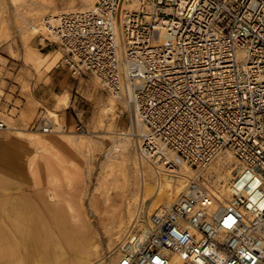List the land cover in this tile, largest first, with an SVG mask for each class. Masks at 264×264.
Returning a JSON list of instances; mask_svg holds the SVG:
<instances>
[{"label": "built area", "instance_id": "built-area-1", "mask_svg": "<svg viewBox=\"0 0 264 264\" xmlns=\"http://www.w3.org/2000/svg\"><path fill=\"white\" fill-rule=\"evenodd\" d=\"M47 16L41 38L59 44L61 65L133 106L140 151L195 170L143 239L133 225L114 264H264V0H95ZM227 148L224 202L200 172Z\"/></svg>", "mask_w": 264, "mask_h": 264}, {"label": "rangeland", "instance_id": "rangeland-1", "mask_svg": "<svg viewBox=\"0 0 264 264\" xmlns=\"http://www.w3.org/2000/svg\"><path fill=\"white\" fill-rule=\"evenodd\" d=\"M41 1L43 0H0V24L1 22L7 23L6 32L8 35L6 39L0 41V115L11 127L21 128L25 137L40 134L49 139L58 135V130L55 128L49 132H44L41 126L43 123H48L49 111L51 109L56 110L54 109L55 106H58L57 103L55 105L56 99L58 101L60 97H64L65 102L62 105H67L58 109L56 123L64 124L65 131L73 132L74 135L84 134L81 136L83 141H75L76 143L67 141L66 144L59 146L67 166L73 170V173L69 174V178L60 173L58 179H53L44 168L41 171L42 182L38 184L35 181L37 178H34L30 173L29 168L32 164L26 158L37 151L40 145L33 144L29 140L32 149H29L25 144L26 152L21 161L26 175L30 176V180L25 181L20 176L26 182L24 183L21 180L13 181L15 178L12 179L8 175L2 176L0 179V196L6 194L13 197L19 193H24L26 197L37 204L36 211L42 217L40 224L47 229V234L52 238L51 240L59 241L57 224L45 208L44 202L50 193L55 192L54 199L49 201L67 213L69 212L68 202L73 205L76 213L82 209L91 231L100 237L99 252L93 256L94 262L90 264H111V258L118 253V248L131 233L136 221L133 220L134 215L128 218L127 213L122 212L125 211L128 201L132 200L136 188V170L133 157L141 154L134 134L136 132L135 126L131 124L132 127H129V116L131 115L132 119V113H130V108L126 103L115 97L116 99H113L116 103L117 113L108 110L106 115L103 113L99 119H96L97 109L100 111L102 107L107 105L108 97H112V93L104 88L92 74L87 72L73 75L67 68L63 67L60 63L63 50L57 42L50 39L43 40L41 38L43 34L40 32L33 35L25 34L26 27L23 16L35 18V23L44 29L43 19L46 15L49 17V13L60 12L66 7L76 9L83 5L82 0H44L52 6L50 9V7L42 6ZM48 51H52L50 58ZM52 58L53 62L49 68V62ZM67 91L69 98L71 96L75 98L73 104L69 102ZM41 96L44 99H40ZM82 107L84 110L81 112ZM79 119L84 130L76 127ZM124 132L126 133L124 134ZM1 133H3L2 138L7 140L12 134L9 130ZM124 135H128L125 141L129 142L128 146L132 149L131 158L128 160L123 159L119 152L120 145L117 144L122 141ZM114 139H116L117 149H113L114 151L108 155L107 151L112 148ZM227 150L228 148L223 149L200 172L201 179L210 188L215 187L214 182L218 172L232 162L234 165L237 164L234 155L229 158L231 159L230 162L222 163L220 159L224 158L226 161ZM143 158L147 159L144 156ZM2 169L8 170V165ZM107 191L108 193H105ZM120 202H123L122 207ZM134 212L136 214V210ZM122 216L123 221L121 222ZM111 225L114 228L123 225L125 229L110 233L108 229L111 228ZM74 240L75 245L79 247L81 239L75 237ZM99 257L103 261L99 260ZM77 260L80 258L75 256V261ZM46 264H61V261L53 259Z\"/></svg>", "mask_w": 264, "mask_h": 264}, {"label": "bare ground", "instance_id": "bare-ground-1", "mask_svg": "<svg viewBox=\"0 0 264 264\" xmlns=\"http://www.w3.org/2000/svg\"><path fill=\"white\" fill-rule=\"evenodd\" d=\"M82 1H83V5L81 7H78V8L92 6L94 4L95 0H82ZM41 2H42L41 3L42 6L50 7V9H52V6L50 4H47L46 1L44 2V0H43ZM71 6L73 7V5H70V7ZM46 9H48V8H46ZM73 9H75V8L68 9L66 7V8L62 9L60 12H51V13H49V17L47 16L48 18L46 19V21H50L52 23H55L56 20L58 19V15L60 13L70 11ZM22 18L25 21V27H26V33L25 34L33 35L37 32L41 33V32L45 31V29H43V27L39 26L38 23H35V21H36L35 18H32V17L29 18V17H27V15L23 16ZM24 21H23V23H24ZM47 28H49V27H47ZM6 30H7V23L1 22V24H0V41L6 39L8 37ZM96 80L99 81L97 78H96ZM115 97L116 96L114 94H112V97L111 96L108 97L107 105L106 106L103 105L104 107H102V109H100V111L97 109V111L95 113L96 119H99V116L103 115V113H105V115H106L108 110L112 111L113 113L116 112V103L114 102V99H113ZM64 102H65V98L60 97L59 100L57 101V105L60 106V105L64 104ZM126 105L130 108V113H132V125L135 126L136 131H138V132L143 131V128L140 126L139 121L135 118L133 106L127 102H126ZM120 111H121V109H120ZM49 112L50 113L47 115V122L50 124L51 130H54L56 128V130H58L59 134L54 136V137H50L49 139L42 137L40 134L28 136V139L31 140L33 142V144L35 143L37 145H40V148L37 151H35L33 154H30L26 158L32 164L31 167L29 168L30 173L32 174V176L34 178H37L35 181L38 184L40 182H42L41 171L44 168L47 170L48 174L51 175V177L53 179H58L60 173H62V175L66 176L68 178L70 177L69 174L73 173V170H71L67 166L66 159H64L62 157V155L60 153L59 146L66 144L67 141L82 142L83 140L81 139L82 138L81 136H84V134L83 135H74V134H72L73 132L71 133L70 131H65L66 129L64 128V124H57L56 123V119H57L56 115L58 114L57 111L51 109ZM2 118H3V120H5L4 117H2ZM111 120H110V122H111ZM5 122H6L7 127L4 130H1L0 132H5V131L9 130L12 132V134L9 137L10 139H8V140L1 137V140L3 143H0V167L2 169V168H5L6 165H8V168H9L8 170L11 171L12 174H14V173L20 174V176H22L25 179V181H29L30 176L26 175L24 166H22V169L20 171H18L15 169V168H17V165H14L15 162H13L12 160L3 156V153L14 154L18 149L21 150V149L26 148V145L24 143L23 130L17 126L11 127L7 123L6 120H5ZM44 122H46V121H44ZM99 122H101V121H99ZM61 130H64V131H61ZM125 133L126 132H124V134ZM127 137H128V135L127 136L124 135V137L122 136V141L120 143H117L118 145H120L119 152L123 156L124 160L130 159L131 155H132L131 154L132 149H130V147L128 146L129 142L125 141ZM115 140L116 139H114L112 148H109L107 151L108 155H110L115 149H117V146H116L117 144L115 143ZM136 140H137V138H136ZM77 145H79V144H77ZM82 146H84V145H82ZM79 147H80V145H79ZM15 148H18V149L14 151ZM171 155H172L171 151L168 150L166 153V158H170ZM143 156L147 159H144ZM231 156H233V154L228 149L227 150V156L225 157L226 161L224 158L223 159L221 158L220 160L224 164L227 161L231 160V159H229ZM158 158L159 157L152 159L149 156H145L142 152H141V154L136 155V157L135 156L133 157V162L135 164V170H136V182H135L136 188H135V192L133 193L134 195H133L132 200L128 201V203L126 204L125 211H122V212L127 213L128 218H131V216L134 215L133 220H136L135 223H137V224L141 223L142 225H144L143 230L139 234V240L143 239L147 235L148 229L146 227V223L148 221L150 214L154 211L161 210V208L164 205H169L170 203H172L178 197L180 192L182 191L183 186L185 184L187 174L194 173V168L190 167L189 165H187L185 163L178 166L179 169H176L178 167L170 168V167L166 166L165 164H163L162 162L159 163L157 161ZM232 163H230L228 166L224 167L222 171L217 173L216 178H215V182H214L215 185L213 184L215 187L210 188L208 186L210 188V190L212 191V193L224 202H226L225 196H227V191H226L227 190L226 189L227 181L234 174V172H235L234 169H236V165H234ZM27 165H28V162H27ZM49 182H51V181H49ZM51 187H54V186H51ZM105 193H108V191ZM55 195H56L55 192L50 193V199L51 200L54 199ZM105 200H108V199H105ZM122 203L120 202L121 207H122ZM160 204H162V205L160 206ZM67 208L69 211L68 214L72 215V217H74V218H78L81 214H84L82 209H80L78 211V213H76L73 205L69 202L67 204ZM135 210H136V214L134 212ZM62 212H63L62 208L58 206L57 207V214L58 215L62 214ZM122 218H123V216L121 217V222L123 221ZM112 223H114V222H112ZM106 225H108V224H106ZM123 229H125V227L123 228V225H120L117 228L116 227L114 228V226L111 225V228L108 230H110V233H112L114 231H123ZM107 233H108V231H107ZM83 244H84V240L81 239L80 247H82ZM86 248H87L85 250L86 254H85V256H80V261L83 260L84 263L86 262V264H90V263L94 262V260H92L93 256L97 255L99 252L100 239L99 238H96V239L92 238L89 241ZM80 249L82 252H84L83 248H80ZM117 256H118V253L115 254L114 259L117 258ZM99 258H100L99 260L103 261V259L101 257H99ZM95 261H97V260H95Z\"/></svg>", "mask_w": 264, "mask_h": 264}, {"label": "crops", "instance_id": "crops-1", "mask_svg": "<svg viewBox=\"0 0 264 264\" xmlns=\"http://www.w3.org/2000/svg\"><path fill=\"white\" fill-rule=\"evenodd\" d=\"M48 52L50 58L52 51ZM52 62L53 58L50 59L49 68H51ZM40 99H44V97L41 96ZM68 99L70 104L75 101L72 96L69 98V92ZM56 103L57 99L55 105ZM65 105L55 106L54 109L59 113L58 109ZM80 110L82 112L84 108L82 107ZM1 137H3V133L0 132V143H3ZM24 141L27 147L32 149L28 137L24 136ZM17 149L15 148L14 151ZM25 152V149H18L14 154L3 153V156L15 162L14 165H17L15 169L20 171L23 166L21 160L25 156ZM6 175L12 179L15 178L13 181L24 182L20 174H12L11 171L2 170L0 167V179ZM10 197L6 194L0 196V264H46L53 259L61 261V264H86L83 260L75 261V256L78 258L85 256L89 241L92 238L100 237L91 231L84 214L74 218L62 209V214L58 215V205L49 201L51 200L49 194L44 202L45 208L57 224L59 241H55L51 240L47 229L40 224L42 217L36 211L37 204L26 197L24 193ZM75 236L84 240L82 247L75 245ZM79 248H83L84 252ZM114 257L115 255L111 258V264L115 262L116 258L114 259Z\"/></svg>", "mask_w": 264, "mask_h": 264}]
</instances>
